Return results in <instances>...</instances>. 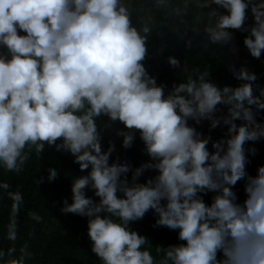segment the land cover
<instances>
[{
  "label": "clouds",
  "instance_id": "1",
  "mask_svg": "<svg viewBox=\"0 0 264 264\" xmlns=\"http://www.w3.org/2000/svg\"><path fill=\"white\" fill-rule=\"evenodd\" d=\"M196 6L208 17L202 29L197 18V34L228 45L233 31L245 32L244 46L261 58L264 0H196ZM150 32L147 24L133 25L123 0H0V165L19 172L32 148L70 154L83 174L72 180L71 203L65 199L61 212L87 219L101 264H264V166L249 175L245 148L264 138L256 119L264 88H254L257 76L241 66L233 69L242 81L236 87H219L208 71L194 69L166 93L145 67ZM168 63L187 72L173 56ZM205 120L227 129L211 141L212 151L211 137L189 124ZM116 123L124 149L138 134L148 157L140 166L113 160L111 141L103 147L104 129ZM47 172L48 182L58 178L56 168ZM145 172L154 174L141 181ZM242 180L241 203L234 188ZM150 211L153 226L176 232L179 241L156 246L159 261L149 239L130 227ZM8 238L16 239L14 230Z\"/></svg>",
  "mask_w": 264,
  "mask_h": 264
},
{
  "label": "trees",
  "instance_id": "2",
  "mask_svg": "<svg viewBox=\"0 0 264 264\" xmlns=\"http://www.w3.org/2000/svg\"><path fill=\"white\" fill-rule=\"evenodd\" d=\"M129 8L133 25L138 29L147 24L151 28L148 36V57L145 67L149 75L156 78L158 85H165V92L171 90L174 83L182 82L186 75L194 69L201 72L208 71L209 79L219 87H236L242 81L233 76V69L241 66L255 73L257 80L254 88H264V54L260 59L253 58L243 44L247 33L233 31V40L228 45L210 44L207 36L201 31L197 34L194 29L208 23L207 13L196 6V0H123ZM182 9V16L176 14V9ZM252 24L251 13L246 22ZM190 40L192 46H186ZM235 49V50H233ZM173 56L185 65L187 72L173 69L168 63V57ZM259 95V90L255 91ZM226 112L223 106H219ZM106 117L97 123L101 128ZM259 123L264 124V111L256 115ZM240 121H237L239 124ZM199 125L204 137H216L226 134V126L210 128L209 121H202ZM123 126L119 123L103 131V147H108L109 141L115 144L112 159L128 162L134 168L148 160L144 153V145L137 138L129 149H124L122 137L117 136ZM248 163L246 170L255 176L257 169L264 166V138L245 145ZM254 148L255 154L247 152ZM28 159L21 165V170L10 171L0 165V264H11L13 260H20L22 264H101L91 251V242L87 235V219L61 212L63 201L71 203L72 180L79 175L77 164L73 157L64 152H58L53 147H45L43 153L37 154L35 148L26 149ZM53 167L58 170V178L48 182L47 169ZM145 172L140 179L145 180L153 175ZM45 177L43 183L37 181ZM131 179V173L129 174ZM244 181H240L234 188L238 201L245 199ZM92 196V192L87 193ZM19 195L21 199L15 200ZM213 193L204 196L206 202H211ZM155 214L149 212L143 220L134 222L130 227L139 234L146 236L150 243L154 258L159 261L163 252L157 253L156 246L167 247L177 244V233L167 228H157ZM10 230L15 231L16 239L10 240ZM148 247V246H146Z\"/></svg>",
  "mask_w": 264,
  "mask_h": 264
},
{
  "label": "rangeland",
  "instance_id": "3",
  "mask_svg": "<svg viewBox=\"0 0 264 264\" xmlns=\"http://www.w3.org/2000/svg\"><path fill=\"white\" fill-rule=\"evenodd\" d=\"M189 124H190L191 126L195 127L196 130H197L199 133H201L198 124H196L194 121H189ZM202 136H203V135H202ZM224 136H225L224 134H221V133H220V134H218L216 137L211 138V140H210V142H209V145H208L209 150H210V151L213 150V149H212V146H211V141L219 140L221 137H224Z\"/></svg>",
  "mask_w": 264,
  "mask_h": 264
}]
</instances>
